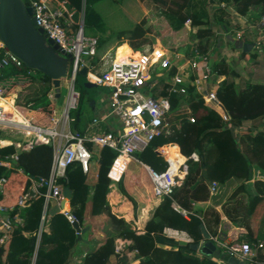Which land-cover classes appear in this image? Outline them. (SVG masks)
<instances>
[{
    "label": "trees",
    "instance_id": "16d2710c",
    "mask_svg": "<svg viewBox=\"0 0 264 264\" xmlns=\"http://www.w3.org/2000/svg\"><path fill=\"white\" fill-rule=\"evenodd\" d=\"M69 1V9L75 13L74 20H79L83 15L84 32L86 28L96 29L101 19L96 10V0ZM139 1L151 8L152 15L163 20L170 32L184 31L187 34L189 42L178 47L163 38L162 46L165 49L180 54L183 60L192 59L196 54L208 60L210 82L215 86L214 92L226 119L205 103L193 84L192 72L189 78H184L185 93H175L171 91L169 73L172 69L156 67L151 77L156 78L160 70L159 85L151 94L156 99L168 100L170 109L166 118L169 125L134 157L158 171H164L168 164L162 155L157 154V149L177 145L180 154L187 159L188 172L171 197L159 198L142 232L138 233L132 222L112 213L107 199L112 185L108 172L117 152L107 147L97 149L91 143H86L97 162L95 183L88 182L80 163L70 165L65 178L60 179L59 183L72 191L70 211L81 227L85 226L86 214L92 218L106 215L108 222L103 229V243L87 251L80 264H108L115 255V241L118 238L130 240L131 245L126 251L135 252L145 263L221 264L191 247L203 241L202 226L209 236L223 233L233 243H264V139L260 136L264 134V127H261L264 124V60L257 55L253 59L251 57V54L264 53V39L260 38L262 33L255 29L256 23L264 16V0ZM114 2L119 3L118 0ZM128 6L131 7L130 4ZM139 18L137 23L130 25L131 28L99 38L98 55L91 60L93 72H102L99 68L103 61L99 54L114 37L117 40L115 47L127 41L134 51L144 53L146 36L150 35L151 41L155 42L158 33L154 32L150 18L143 14ZM238 31L242 33L240 37ZM227 35L255 47L249 53L236 50ZM222 38L229 49L228 55L219 54L217 60L213 61L211 57L218 50ZM126 50L124 46L122 51ZM38 73L33 76L36 82L15 89L13 101L35 103V106L47 109V113L36 116L21 113L33 118L36 125L43 126L50 118L55 103L38 100L36 96L37 93H44V84L52 87L54 84L53 80ZM218 78H221L219 82ZM75 89L80 93V105L73 113L75 121L72 130L82 136L108 132L102 125L94 126L91 132L86 131L88 120L92 119L91 102L95 101L102 87L87 81L84 76H78ZM60 97L61 93L57 99ZM81 109L85 110L86 116ZM256 130L258 134L254 133ZM13 151L12 148L1 149L0 158ZM192 155H196L198 160L195 161ZM52 159L53 148L50 144L36 145L28 151H20L17 164L12 169L0 167V179L5 177L9 181L4 192L0 193V202H13L23 187L30 186L19 170L31 178L45 177L49 174ZM213 182L217 187L211 193L209 186ZM116 185L136 211L137 203L124 187V176ZM43 191L40 190L41 193ZM173 203L186 210L188 215L177 213L172 207ZM200 203L207 205L199 206ZM44 214L45 228L35 264H74L79 255L76 231L58 209L50 206L44 213V197L41 194L24 203L21 209L24 225L11 233L7 245L0 246V264H31L36 233ZM224 224L229 229H224ZM167 228L185 233L188 241L180 243L164 237L163 232ZM125 252L118 256V264H126Z\"/></svg>",
    "mask_w": 264,
    "mask_h": 264
},
{
    "label": "built area",
    "instance_id": "2783aa9c",
    "mask_svg": "<svg viewBox=\"0 0 264 264\" xmlns=\"http://www.w3.org/2000/svg\"><path fill=\"white\" fill-rule=\"evenodd\" d=\"M25 1V4L33 9L32 17L35 26L42 29L47 38L51 39L54 45L58 47V50L71 59L69 68L73 76L71 78L67 77L69 80L67 82V96L60 118L51 117L49 119L50 125L45 126L20 122L18 114H21V112L17 106L30 110H33V108L32 103L13 101L15 89L21 85L36 82L29 72H37L27 67L26 69L29 72L16 67L10 61L12 55L0 42V130H14L25 136L23 143L0 140V150L14 147L13 152L0 158V167L12 169L17 164L19 152L28 151L36 145L50 144L53 148V159L49 174L35 179L19 170V173L24 175L25 181H28L30 186L28 188L23 187L21 193L13 202L9 204L0 202V246L7 245L11 233L23 227L24 220L21 209L27 200L41 194L44 197V213L52 203L60 205V202L64 199L63 189L65 187L59 183V180L65 178L66 170L70 165L80 163L83 173L88 177L91 175L92 166L96 160L86 143H91L97 149L107 147L117 152L108 172V178L112 181V184L118 183L122 179L130 162L135 159L145 168L152 184V192L157 198L171 197L188 172L186 158L181 164L175 165L166 155H162L168 166L164 171H158L134 157L135 153L141 152L169 125L166 118L170 109L169 102L166 98L156 99L152 96L151 93L159 85V79L157 78L159 74L156 78H153L150 71L152 72L156 67L174 69V73L170 74L171 91L185 93V87L183 86L185 77L182 75L183 66L179 65L176 60L181 55L173 54L165 48H153L147 53L132 49L122 60L117 61L116 51L109 66L101 73H95L92 70L91 63H87L83 58L92 60L93 57L97 56L98 40L84 34L83 15L78 22L74 20L75 13L69 9L70 1ZM260 25L264 27V17ZM240 35L238 34V37ZM1 53L4 55L1 56ZM185 63L193 73V84L196 90L202 94L205 103L220 111L223 118L226 119L214 89L210 90L211 75L208 60L196 54L194 58L185 60ZM83 67H87L85 76L87 81L109 90L108 103L110 111L93 119L94 125L107 124L110 126L106 133H93L90 136H82L72 130V123L75 121L73 113L78 110L80 105V93L75 89V76L79 74ZM8 68L13 69V74L9 76L5 75ZM61 83L62 80H60L59 89L62 87ZM51 88L56 94L57 88ZM110 117L115 119L116 124L108 122ZM191 121L194 120L191 119ZM192 158L195 161L198 160L196 155H192ZM6 184L7 178L2 177L0 179V193L4 192ZM216 187V182H213L209 186L210 192L214 193ZM41 189L44 190L42 193L40 192ZM172 207L177 213L184 216L188 215V212L179 205L173 203ZM59 212L66 217L71 225L78 222L76 216L71 213L69 206L59 208ZM45 220L46 215L44 214L36 233V244L31 256V264H35L36 261L37 249L45 228ZM163 234L164 237L175 241L184 243L188 241L186 234L177 230L167 228ZM209 240L221 252L228 253L248 264H264L263 242L254 245L233 243L223 233L209 236ZM129 245H131L130 240L116 239L114 254L121 257Z\"/></svg>",
    "mask_w": 264,
    "mask_h": 264
},
{
    "label": "crops",
    "instance_id": "0c3cea01",
    "mask_svg": "<svg viewBox=\"0 0 264 264\" xmlns=\"http://www.w3.org/2000/svg\"><path fill=\"white\" fill-rule=\"evenodd\" d=\"M106 1L107 0H96L97 5H99L101 3H104ZM130 2L134 4L135 2L138 3L139 0H134V1L131 0ZM130 2L128 1L126 3H130ZM263 17H262V19H263ZM80 18H81V16L79 17V20H80ZM262 19L260 21H258L256 23V25H255V29H259L260 32H262L264 30V27L260 25V23L262 22ZM79 20H77L76 22H78ZM101 21H102V19H100V21H99V23H98V25L96 27L97 31H99V28H101ZM138 21L133 22V23H137ZM238 34L242 35L241 31H238L237 35ZM90 37H95L97 40L99 38H101V37H99V34L96 35V36H90ZM238 39L240 40V38H238ZM258 41L260 42V40H257V42ZM111 43L112 42H110L109 45ZM157 43H159V42H157ZM125 44L129 47L130 50H132V48L128 45L127 42H125ZM109 45L105 49L106 51L110 50V49H108ZM122 45H124V43ZM120 47H121V45L117 46L115 48L114 53H116V51ZM157 48L161 49V48H164V47L160 43V45H158ZM228 50L229 49H228L226 43H224V39L222 38V42H221L218 50L211 57V59L213 61L217 60L219 54L226 55ZM236 50H238V49H236ZM114 53H113V55H114ZM227 55H228V53H227ZM112 58H114V57H112ZM172 73H174L173 69L170 71L169 74H172ZM220 80H221V78H218L217 82H219ZM210 85H211L212 89H215V86L212 85L211 82H210ZM51 87L52 86L50 84H48V83L44 84V93H37L36 99L44 100V99L38 98V96L43 97V96L47 95L46 90L53 91V89ZM53 93L55 94L54 91H53ZM108 93H109V90L107 88L102 87V89L98 92V95L95 97L94 104L91 103V106L93 107L92 108V112H91V118L92 119L88 120V123H87V126H86V131L87 132H91L92 128L94 126H96V125L93 124V119L94 118L100 117V116H102V115H104V114H106V113H108L110 111L109 110V103H108ZM59 94H60V92H59ZM55 97H56V94H55ZM45 101H48V100H45ZM49 102H51V101H49ZM35 105H36L35 103H32V105H31L33 110H30V111L34 112V114H32L30 116H36L38 114L43 113V112H40V110H42V111H44V110L46 111L47 110L45 108L38 107V106H35ZM210 107H212V106H210ZM213 109H215V108H213ZM82 110H83L82 113H84L85 116H86L85 110L84 109H82ZM52 111H54V110H52ZM216 111L220 113V111H218V110H216ZM51 114H52V112H51ZM51 117H54V116L51 115L50 118ZM108 122L111 123V124H116L115 119H113L112 117H110ZM99 125L104 126L108 130L110 129V126L107 125V124H99ZM261 127H264V124ZM93 133H90V135L93 134ZM90 135H88V136H90ZM3 141H10V140H3ZM174 146H177V145H173V146L172 145H166L164 147H161V148H163L161 152H162V155H166L168 157V159L170 160V155H171L170 153L172 151H174L175 152L174 155L176 157L177 156H179V157H177L178 160L173 161V163L178 165V164H181L184 161L185 157H183L180 154L179 147L177 146L178 147L177 148V147H174ZM128 167H132V168L128 170V174H126V176L124 175V187H125L127 193L129 195H131L135 199V201L137 203L136 211L133 210L132 206L129 204V202L126 200V198L119 192L118 188H116V191L112 190V188H113L112 185L113 184L111 185V191L108 194L107 199H108V202H109V204L111 206L112 213L115 216L119 217V218H123L124 220H126L128 222H132L133 226L138 231V233H141L143 228H144V226H145V224H146V222H147V220L150 217L151 212L153 211L154 207L157 205V203L159 201V198L155 197V198H153L151 200L149 195H144V193H147V194L150 193L149 191H147V186H146V188L143 187V186H145L144 179L147 177L150 180L149 176L147 175V172H146L145 168L140 163H138L137 161L136 162H130ZM134 176H137L136 180H138V182H137L138 184H137L136 190H135L137 192L134 193V195H133V194H131V192H129L128 185L130 184L129 182H130V180H132V178L135 179ZM96 178H97V162H95V164L92 167V173L88 177V182L90 184H93V183H95ZM145 190H146V192H144ZM67 205L70 207L69 202H67ZM205 205H207V204H205V203H200L199 204V206H205ZM51 208H56V209L59 210V208H61V207H60L59 204L52 203ZM107 222H108V218H107L106 215L96 216V217L92 218L88 214H86L85 226L82 227V228H88V230L84 234H82V240L79 241L78 243H76V247L78 249V254L79 255L75 258L74 264H80L81 261H82L83 255H85V253L87 251L92 250V249H96L103 243V241L105 239V233H104L103 229H104V226H105V224ZM223 228L224 229H229V226L227 224H224ZM177 242L184 243L182 241H177ZM204 242L205 241L203 239V241L200 244H203ZM124 256H126V259H127L126 264H151V263L143 262L137 256V254L135 252L126 251ZM216 261H218V260H216ZM118 262H119V257L114 255V256H112L110 258V261H109L108 264H118ZM218 262L221 263V264H224V263H222L220 261H218Z\"/></svg>",
    "mask_w": 264,
    "mask_h": 264
},
{
    "label": "water",
    "instance_id": "95a60500",
    "mask_svg": "<svg viewBox=\"0 0 264 264\" xmlns=\"http://www.w3.org/2000/svg\"><path fill=\"white\" fill-rule=\"evenodd\" d=\"M32 14L33 9L28 7L24 0H0V42L12 56L28 69L35 70L50 80L59 82L61 79L71 78L73 76L69 68L71 59L58 50V47L51 39L47 38L42 29L35 26ZM227 39L234 44L236 49L242 50L244 53H249L255 47L254 44L244 43L230 35H227ZM86 74L87 67H83L75 78L85 77ZM58 87H56V97L60 92ZM91 103L94 104V101ZM157 154L162 155V152L157 151ZM63 197L64 199L60 202L61 208L64 207V202H70L72 198V191L68 187L63 189ZM72 227L76 231V243H78L88 228H82L78 222L73 223ZM202 234L205 242L191 245L201 255L212 257L224 264H248L228 253L221 252L209 240V234L203 226Z\"/></svg>",
    "mask_w": 264,
    "mask_h": 264
},
{
    "label": "rangeland",
    "instance_id": "374dc122",
    "mask_svg": "<svg viewBox=\"0 0 264 264\" xmlns=\"http://www.w3.org/2000/svg\"><path fill=\"white\" fill-rule=\"evenodd\" d=\"M118 2H119L118 4H115L114 0H107L104 3L96 5V10L99 12L101 19H102L101 28H99V31H97L96 29L89 30L88 28H86L84 34L86 36H96L99 34V37L104 38L105 36L109 35L110 33H116V32H119L120 30H126V29L131 28L130 25L133 24V22L138 21L140 19L139 15L143 14V15H146L147 17L150 18V24L153 26L154 32L158 33V35H156L155 42L151 41L152 37L150 35L146 36L147 41L143 45L145 47L144 48L145 53L151 51L153 49V47L157 48V46L160 45V43H161V45H163L162 44L163 38L168 39V42H171L173 45H175V47L183 46L189 42L187 40V34L184 31L179 32V33L170 32V30L167 28L166 23L163 20H160V19L158 20L157 17L153 16L151 8H148L144 4V2L139 1L138 3L135 2L134 4L130 2L128 4H130L131 7L128 6V4L125 1L121 2L120 0H118ZM83 28H84V23H83ZM261 33L262 34H261L260 38L263 37V39H264V30ZM111 42L112 43L109 45V48H108L110 50L109 51L104 50L99 54L101 61H103V65L99 68L100 71H103L105 68H107L113 59L112 57H114L113 53L115 51V48H116L115 46L117 43L116 38L114 37V39H112ZM157 42H159V43H157ZM263 43H264V41H263ZM256 55L259 58H261L262 60H264V53L251 54L252 59ZM176 58H177V56H176ZM83 59L87 63H91L90 59H88V58H83ZM176 60L178 61L179 65L183 66L182 75L185 78H189L192 73H191L190 68L186 65L185 60H183V58H181V57L177 58ZM11 74H13V69L8 68L5 71V75L9 76ZM150 74L152 75L151 71H150ZM158 74L160 76V70H158ZM157 78H158V76H157ZM61 80H62V83H61L62 87L60 89L61 97L59 99H57L55 97V94L53 93V91H50V90H46L47 95H45L43 97L38 96V98L48 100V101L55 103V107H54L55 109H54V111H52V114H51L55 118L61 117V114H62V111L64 108V101H65V98L67 96V86H68L67 82L69 80L67 78L66 79L64 78ZM17 107H18V110L26 116H30V115L34 114V112L30 111V109H25V107H21V106H17ZM40 112L47 113L48 111L40 110ZM46 121H45L46 122L45 125H50L49 124V117L47 118ZM45 125H43V126H45ZM257 131L258 130H256L254 133L258 134V133H256ZM260 136H261V138L264 139V134H260ZM0 138L1 139H9L14 143H16V142H22L23 143L25 141V136L20 132L19 133L15 132L14 130H4V131L0 130ZM1 141H3V140H1ZM11 148L14 150V147H11ZM162 149L163 148H159L157 150L162 151ZM131 162H136V161H135V159H132ZM131 168L132 167H128L127 171L124 174L125 176H126V174H128V170ZM21 177L24 178V175L21 174ZM134 178L135 179L132 178V180H130V182H129L130 184L128 185V190L133 195H134V193L137 192L135 190H136V186L138 184L137 183L138 180H136L137 176H134ZM8 184H9V181L7 182V186H8ZM116 184L117 183H114L112 185L113 191H116V188H117ZM144 184H145V186H143V187L146 188V186H147V191H149L151 193V194L150 193H148V194L144 193V195H149L150 199L152 200L153 198H155V196L152 193L151 181L147 177L144 179ZM144 192H146V190ZM16 198L17 197H15V199ZM129 204L131 205L130 202H129Z\"/></svg>",
    "mask_w": 264,
    "mask_h": 264
},
{
    "label": "bare ground",
    "instance_id": "6f19581e",
    "mask_svg": "<svg viewBox=\"0 0 264 264\" xmlns=\"http://www.w3.org/2000/svg\"><path fill=\"white\" fill-rule=\"evenodd\" d=\"M124 46H126V48H127V50L126 51H122V48H124ZM131 52V50L129 49V47L126 45V44H124V45H121V47L117 50V53H116V60L117 61H120V60H122L126 55H128L129 53ZM10 61L16 66V67H18L19 69H21V70H23V71H26V72H29L27 69H26V67L22 64V63H20L18 60H16L14 57H12V56H10ZM32 76H34L35 75V73L34 72H29ZM59 81L58 80H53V84H54V87H58L59 86ZM59 96H60V94H59ZM58 96V97H59ZM18 118H19V121L20 122H28V123H33V118H27V117H25L24 115H22V114H18ZM4 142H6V141H4ZM174 151H172L170 154V160L171 161H175V160H178V158L177 157H179V156H175L174 155ZM175 165H177V164H175ZM65 203V205H64V207H67L68 205H67V202H64Z\"/></svg>",
    "mask_w": 264,
    "mask_h": 264
}]
</instances>
